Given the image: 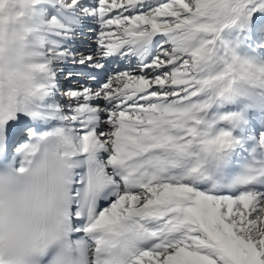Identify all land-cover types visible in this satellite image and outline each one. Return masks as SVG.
Wrapping results in <instances>:
<instances>
[{
	"label": "snow or ice",
	"instance_id": "snow-or-ice-1",
	"mask_svg": "<svg viewBox=\"0 0 264 264\" xmlns=\"http://www.w3.org/2000/svg\"><path fill=\"white\" fill-rule=\"evenodd\" d=\"M0 264H264V0H0Z\"/></svg>",
	"mask_w": 264,
	"mask_h": 264
},
{
	"label": "bare ground",
	"instance_id": "bare-ground-1",
	"mask_svg": "<svg viewBox=\"0 0 264 264\" xmlns=\"http://www.w3.org/2000/svg\"><path fill=\"white\" fill-rule=\"evenodd\" d=\"M65 88H68V87H76V81L75 80H72L71 82H69V84H66L64 85Z\"/></svg>",
	"mask_w": 264,
	"mask_h": 264
},
{
	"label": "rangeland",
	"instance_id": "rangeland-1",
	"mask_svg": "<svg viewBox=\"0 0 264 264\" xmlns=\"http://www.w3.org/2000/svg\"><path fill=\"white\" fill-rule=\"evenodd\" d=\"M71 82V81H70ZM66 83H69V82H66Z\"/></svg>",
	"mask_w": 264,
	"mask_h": 264
}]
</instances>
